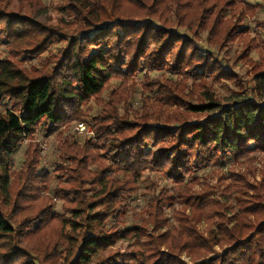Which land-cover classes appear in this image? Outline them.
<instances>
[{"label": "trees", "instance_id": "trees-1", "mask_svg": "<svg viewBox=\"0 0 264 264\" xmlns=\"http://www.w3.org/2000/svg\"><path fill=\"white\" fill-rule=\"evenodd\" d=\"M9 1L0 0V43L7 50L0 57V264H90L115 241L144 235L141 227L123 228L118 219L121 202L136 191L142 172H159L188 191L191 184L185 181L215 156L237 160L264 154V105L239 99L202 121L156 127L130 120L127 101L109 98L92 117L93 137L61 138L73 121L86 120L91 103L97 106L112 80L140 75L156 100L176 104L184 103L178 84L151 78L152 72L234 81V74L194 39L198 29L210 34L239 25L242 17L226 21L216 10L220 4L234 7L232 0H66L62 10L73 19L70 24H85L73 36L39 19L42 0H25L26 14L7 10ZM171 15L175 27L191 28L193 35L173 28ZM54 43L61 46L51 53ZM34 59L38 65H26ZM254 81L264 85V69ZM41 126L47 134L58 130L52 171L40 167L36 144L27 145L19 169L11 170L23 137ZM245 189L252 194L238 191L246 195L233 217L208 195L183 192L190 214L176 211V228L149 237L119 264H185L181 252L191 264H264V179ZM158 216L160 211L152 217L155 230L167 221L156 223ZM200 220L211 225L206 236L196 229Z\"/></svg>", "mask_w": 264, "mask_h": 264}, {"label": "rangeland", "instance_id": "rangeland-1", "mask_svg": "<svg viewBox=\"0 0 264 264\" xmlns=\"http://www.w3.org/2000/svg\"><path fill=\"white\" fill-rule=\"evenodd\" d=\"M228 1L224 0L223 2L227 3ZM232 1L234 7L228 8L220 4L216 10L220 9V18L223 16L226 21L236 22L239 17H242L239 25L234 26L229 32L230 26L226 31L220 28L210 34L205 29H198L197 38L194 39L202 49L210 51L228 71L234 74V81L213 80L211 77H203L199 80L173 74L166 70L152 72L151 78L162 76L164 79L178 84L179 90L176 93L184 103L176 104L170 100H156L157 93L143 86V79H140V75L133 79L134 81L112 80L100 95V99H98L100 102L96 103L95 101L97 106L94 102L91 103L92 109L85 114L86 120L73 121L65 132H61V138L69 135L82 141L85 137H93L92 117L109 98L113 102L122 98L123 104L127 101L126 104L131 110L128 115L130 120L156 127H172L179 126L186 121H202L207 116L216 115L220 108L229 107L235 99L264 105V85L254 81L256 72L264 69V0ZM41 2L43 10L39 19L43 20L47 26L61 29L73 36L79 28L85 25L82 21V25L72 26L73 24H70L73 19L62 10L67 5L66 0H42ZM6 8L14 13L26 14L29 12L25 0H10ZM235 9L236 12H234ZM238 13H242V15ZM169 20L178 32L188 36L193 35L191 28L184 30L183 27H175L172 15ZM60 46L61 43H54L49 50L51 53H55ZM6 54L7 50L4 44L0 43V57ZM30 64L38 65V59L26 63L27 66ZM133 82H136L135 85ZM121 85L122 87H120ZM130 85L132 88L129 87ZM117 87L120 88L110 97L111 91ZM123 104L118 105L119 114H123ZM210 104L213 105L211 109L206 108L202 112H192L188 109L189 105L207 106ZM215 105L217 106L215 107ZM218 106L219 109H217ZM78 123L84 124L86 127L84 132L75 130ZM57 132L58 130L47 134L41 126L37 127L32 135L24 136L20 148L13 157L10 165L11 170L19 169L27 145L36 144L40 156V167L44 171L51 172L53 167L51 162L56 160V146L59 138L56 135ZM193 175L185 181L186 184H191L189 190L183 191L184 187L174 186L165 181L159 172H142L136 179V191L130 197L124 198L123 203L121 202L123 213L118 219L123 228L141 227L144 230V235H133L127 239L115 241L111 246L99 251L90 264H97L103 259H110L109 264L127 261L132 251L140 249L138 244L146 242L149 237L154 238L176 228L178 225L174 219L175 212L183 210L185 214H190V208L183 207V192L191 196L208 195L214 203L225 206L224 212L228 217L237 215L238 201L246 195L238 191H244L251 195L252 190L245 189V186H248V189H253L264 179V154L255 152L237 160L226 158L223 155L215 156L208 165L202 170L194 172ZM51 185L54 183L52 182ZM157 199H164L165 204H158ZM59 208L60 203L56 202L55 210L58 211ZM157 211H160V216L157 217L160 220H156V223H160L162 218H166L167 221L160 223L161 226L155 230V222L152 217ZM232 223L228 226H231ZM210 227V223L204 220H200L196 224L197 231L204 236ZM213 250L214 253L219 252L218 247H214ZM209 256H214V254ZM179 258L185 264H191V258L185 252H181Z\"/></svg>", "mask_w": 264, "mask_h": 264}, {"label": "built area", "instance_id": "built-area-1", "mask_svg": "<svg viewBox=\"0 0 264 264\" xmlns=\"http://www.w3.org/2000/svg\"><path fill=\"white\" fill-rule=\"evenodd\" d=\"M75 130L78 132H84L86 130V127L83 123H78L75 127Z\"/></svg>", "mask_w": 264, "mask_h": 264}]
</instances>
